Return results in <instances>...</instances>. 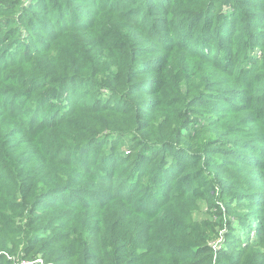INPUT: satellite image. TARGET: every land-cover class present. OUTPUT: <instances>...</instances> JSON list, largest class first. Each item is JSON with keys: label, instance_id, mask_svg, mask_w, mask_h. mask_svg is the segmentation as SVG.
<instances>
[{"label": "trees", "instance_id": "obj_1", "mask_svg": "<svg viewBox=\"0 0 264 264\" xmlns=\"http://www.w3.org/2000/svg\"><path fill=\"white\" fill-rule=\"evenodd\" d=\"M4 13L0 264H264V0Z\"/></svg>", "mask_w": 264, "mask_h": 264}, {"label": "rangeland", "instance_id": "obj_2", "mask_svg": "<svg viewBox=\"0 0 264 264\" xmlns=\"http://www.w3.org/2000/svg\"><path fill=\"white\" fill-rule=\"evenodd\" d=\"M21 1V3H22V5L23 6H28L30 3H32L33 1H35V0H20ZM6 15H8L7 13H4V14H0V17H4V16H6ZM90 15L91 14H89V16H87V17H90ZM13 27H16V26H13ZM37 36H40V34L37 32ZM16 38V37H15ZM15 38H12V39H10V40H14ZM9 40V41H10ZM29 44H31V45H34V41L33 40H30V43ZM25 46H23V48H24ZM23 48L21 47V46H19L17 49V51H18V56L19 55H21L22 54V51H23ZM12 50H14L13 48H11V51ZM142 58H140L139 60H141ZM1 120V122H2V118L0 119ZM35 121H36V123H38V118H35ZM121 148H124L125 149V146H121ZM128 177L130 176V177H132V175H131V173L129 174V175H127ZM143 176V175H142ZM142 176H136V178H134V177H132L131 178V180L133 181L134 179H137V180H140V182H141V180H142ZM145 178V177H144ZM127 180V179H126ZM130 180V181H131ZM134 187V186H133ZM203 215H206V216H208V218H209V220H213L214 219V216H212V215H210V214H208V211H207V207H206V205L205 204H200V205H198V207H196L195 208V210H193V216H194V218L196 219V220H200V219H202L201 217H203ZM223 231H221L220 233H222ZM221 240H218V242H220ZM39 260H41V259H39ZM37 263H40V264H44L43 263V261L41 260V261H39V262H37ZM35 264V263H34Z\"/></svg>", "mask_w": 264, "mask_h": 264}, {"label": "built area", "instance_id": "obj_3", "mask_svg": "<svg viewBox=\"0 0 264 264\" xmlns=\"http://www.w3.org/2000/svg\"><path fill=\"white\" fill-rule=\"evenodd\" d=\"M39 261H41V260H39ZM20 264H33V263L23 262V263H20Z\"/></svg>", "mask_w": 264, "mask_h": 264}]
</instances>
